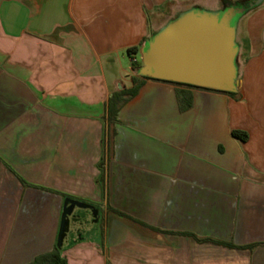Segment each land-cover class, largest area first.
I'll return each mask as SVG.
<instances>
[{"label": "crops", "instance_id": "obj_1", "mask_svg": "<svg viewBox=\"0 0 264 264\" xmlns=\"http://www.w3.org/2000/svg\"><path fill=\"white\" fill-rule=\"evenodd\" d=\"M212 2L223 0H0V264L53 250L65 198L97 209H73L67 264H264V0L239 25L236 97L131 63L180 13ZM133 78L108 152V100Z\"/></svg>", "mask_w": 264, "mask_h": 264}, {"label": "water", "instance_id": "obj_2", "mask_svg": "<svg viewBox=\"0 0 264 264\" xmlns=\"http://www.w3.org/2000/svg\"><path fill=\"white\" fill-rule=\"evenodd\" d=\"M261 2L253 0L247 8L229 5L216 10L190 8L183 11L143 45L138 75L215 91L236 92L240 83L237 66L239 25L247 9ZM75 207L89 209L94 216L97 215L93 205L65 198L56 240L58 248L62 247L69 230V217Z\"/></svg>", "mask_w": 264, "mask_h": 264}, {"label": "trees", "instance_id": "obj_3", "mask_svg": "<svg viewBox=\"0 0 264 264\" xmlns=\"http://www.w3.org/2000/svg\"><path fill=\"white\" fill-rule=\"evenodd\" d=\"M248 12H250V9L248 10ZM244 39L245 38L243 34L239 32L237 36V45L239 47V63H240L239 65H237L238 66V77H239V69H240L239 67L244 62V59L246 58V44H245ZM135 51H136V48H132L129 50V53H135ZM132 64H133V69L135 73L138 74L140 62L136 61ZM140 84L141 82L133 78L132 88L128 90H122L120 92H115L112 94V96L108 100L107 112H106V117H105V120H106L105 139H106V145H107L108 152H110V150L112 149L113 138L115 136L114 126L117 122V113L119 109L121 108V106L127 101V99L133 97L136 94L137 89L140 87ZM174 84L178 86L195 88V86H191L187 84H181V83H174ZM225 93L233 97H236L237 95L236 92H225ZM177 98L180 103L181 109H188L191 106V97L188 92L177 91ZM232 136L239 140L246 139V134L240 131H232ZM107 210L109 212H115L122 217L129 218V216L119 211H116L110 207H108ZM181 235H184L186 237H191L198 243H212V244L220 245V246L227 247V248H239L230 243L216 241V240L209 239V238H198L193 234H181ZM252 247H254V245H249V246L240 247V248L251 249ZM31 264H67V261L61 254V248H58L55 246L50 253L36 258L34 262Z\"/></svg>", "mask_w": 264, "mask_h": 264}, {"label": "rangeland", "instance_id": "obj_4", "mask_svg": "<svg viewBox=\"0 0 264 264\" xmlns=\"http://www.w3.org/2000/svg\"><path fill=\"white\" fill-rule=\"evenodd\" d=\"M213 3V2H212ZM251 3V0H223V3L222 5L220 6L219 4H215L213 3L215 6L218 7V9H221L223 6L226 7V6H233V7H245L247 8L249 6V4ZM255 8V7H254ZM254 8H252V10H254ZM250 9V12L252 11ZM151 21H153V18L151 19ZM137 59L139 60L140 62V56L137 55ZM239 61H238V65H239Z\"/></svg>", "mask_w": 264, "mask_h": 264}, {"label": "built area", "instance_id": "obj_5", "mask_svg": "<svg viewBox=\"0 0 264 264\" xmlns=\"http://www.w3.org/2000/svg\"><path fill=\"white\" fill-rule=\"evenodd\" d=\"M134 62H136V60L135 59H131V63H134Z\"/></svg>", "mask_w": 264, "mask_h": 264}, {"label": "flooded vegetation", "instance_id": "obj_6", "mask_svg": "<svg viewBox=\"0 0 264 264\" xmlns=\"http://www.w3.org/2000/svg\"><path fill=\"white\" fill-rule=\"evenodd\" d=\"M247 12H248V9H247V11H246L242 16H244ZM242 16H241V17H242Z\"/></svg>", "mask_w": 264, "mask_h": 264}]
</instances>
